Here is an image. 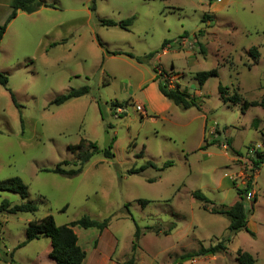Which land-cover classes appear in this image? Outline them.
I'll list each match as a JSON object with an SVG mask.
<instances>
[{"label": "rangeland", "instance_id": "1", "mask_svg": "<svg viewBox=\"0 0 264 264\" xmlns=\"http://www.w3.org/2000/svg\"><path fill=\"white\" fill-rule=\"evenodd\" d=\"M40 1L49 6L17 11L0 40V72L18 104L0 85V181L17 176L28 187L26 198L0 191V201L37 207L32 213L0 212V264H56L48 256L47 237L17 247L27 223L49 214L58 226L82 215L109 218L99 247L97 229L72 228L87 253L83 264H121L132 254L135 264H238L237 249L264 264V163L242 198L254 236L239 230L225 252L189 256L229 235L228 218L208 209L238 199L236 188L243 189L251 176L254 151L264 150V106L241 110L244 100H264V0ZM10 2L0 0V25L11 12ZM130 16L128 30L100 23ZM252 46L260 54L255 63L248 53ZM211 68L217 75L198 86L195 73ZM154 70L168 88L179 84L198 97L200 109L171 101L153 109L160 105L151 86ZM219 83L240 101L224 103ZM85 85L86 94L50 104ZM82 138L78 151L95 142L99 152L80 174L44 170L59 163L74 168L77 150L68 146ZM204 138L219 143L199 149ZM112 139L113 157L105 158L103 149ZM227 139L240 156L226 148ZM147 161L155 166L128 173ZM166 161L172 165L163 167ZM196 190L212 202L207 210L192 196ZM107 253L111 262L104 259Z\"/></svg>", "mask_w": 264, "mask_h": 264}, {"label": "trees", "instance_id": "2", "mask_svg": "<svg viewBox=\"0 0 264 264\" xmlns=\"http://www.w3.org/2000/svg\"><path fill=\"white\" fill-rule=\"evenodd\" d=\"M94 1V0H92ZM42 6H49L47 3L41 2L40 0H11L10 8L11 12L9 13L8 17L6 18L5 22L0 25V40L6 30L7 24L16 16L17 11H22L25 13H33L37 11ZM94 9V6L92 7ZM208 15H204L202 20L205 21ZM134 20V16H130L128 18L122 20H112V19H101L100 23L104 26H118L121 29L128 30V28L132 25ZM200 33V31H198ZM63 42V41H62ZM167 41H163L161 44V50L164 49L165 44ZM53 44H58V42H54ZM99 44L102 46V43L99 41ZM200 51L202 54L205 53V48L202 44H200ZM112 55L116 54H124L128 57L133 58L134 56L127 52H120V51H107ZM250 57L253 59V62H257L259 58V52L255 46L249 48L248 51ZM153 53H148L146 56H152ZM138 62L141 61L140 58L136 57ZM155 71V70H154ZM156 72V71H155ZM217 70L216 68H211L209 70L198 71L194 75V79L196 80L198 86H202L209 77L216 76ZM153 80H157V86L159 92L166 97L169 101H171L174 105L180 106L184 109L190 107H196L200 109V100L198 97L190 95L186 90L180 89L179 84H176L173 88H168L166 81H162L160 77H158V73L156 72ZM8 78L7 76L0 72V85L7 89L10 93L12 102L15 106H18L13 93L7 88ZM89 87L87 85L81 86L79 88H71L66 93L61 94L55 97L50 104L54 105H61L66 101L80 97L88 92ZM227 86L222 85L221 83L218 84V93L220 99L224 102H231L237 103L240 101V98L237 94L226 95ZM115 106H120V103H114ZM263 105L264 100L260 104L255 101H246L244 100L242 103V112L249 106H257ZM21 126L23 127V121L21 120ZM254 127L256 128V124L254 123ZM113 139L108 144L106 148L103 149V156L105 158H112L113 153L111 151ZM85 143V139H80V141L76 144L69 145L68 149L71 152L77 150V161L74 163L75 167L70 169H63L60 167V163L57 164L52 169H44L45 171H50L53 173L60 174L66 177H73L82 172L83 166L85 163L97 152H99V148L95 142H90L85 150L78 151L81 147H83ZM214 143H219L217 139H212L211 141L207 142L204 138L203 144L199 146V149H205L207 146L212 145ZM224 145V144H223ZM226 148H229L234 154L240 156L241 153L231 147V140L227 139L225 142ZM66 162V161H63ZM264 163V150H255L254 155L251 159V176L246 181L245 187L243 189L236 188V193L238 199L235 200L231 205H219V206H212L211 208H207L206 204H212V202L206 197L204 193L199 190L193 191L192 196L203 203V208L208 209V211L212 214H218L226 216L229 220L228 223V231L229 235L218 241L215 244H211L207 247L200 246L196 252L191 253L189 256L196 257L202 256L206 253L217 254L220 252H225L227 250L226 242H229L232 236L239 230H244L251 236H254V232L251 231L247 226V212L244 208V204L242 201L243 194L251 187L252 178L254 179V175L260 165ZM172 165L171 161H166L163 165L170 166ZM154 163L151 161H147L146 163L142 164L139 167H132L128 170L129 174L139 173L145 170L147 167H154ZM0 191H9L14 192L20 195L22 198H26L28 195V187L22 181L21 178L15 176L10 177L0 181ZM255 199V197H254ZM142 205L146 204L147 200L139 199ZM37 207L32 202H24L19 204H11L8 199H2L0 201V212H4L6 214H16L21 212H35ZM109 224V218H104L103 220H96L90 218L87 215H82L80 218L71 221L69 224L64 225H56L54 218L52 215H46L39 220H31L27 223L25 229V239L20 242L17 247H21L26 245L29 241L40 238V237H47L50 239V251L48 256L56 262V264H81L86 256V252L78 245L77 243V236L73 231L74 226H78L80 228L88 229V228H95L98 232L104 230ZM174 227V224L170 225L168 229L164 230L163 233L169 232ZM155 231H160V228L156 229ZM140 228L136 225L134 235L135 237H139ZM136 244L133 243L132 250H134ZM236 260L238 264H254L255 259L254 257L247 251H243L241 249H237L236 251ZM121 264H135L134 255L132 254L127 260L123 261Z\"/></svg>", "mask_w": 264, "mask_h": 264}, {"label": "crops", "instance_id": "3", "mask_svg": "<svg viewBox=\"0 0 264 264\" xmlns=\"http://www.w3.org/2000/svg\"><path fill=\"white\" fill-rule=\"evenodd\" d=\"M153 77H154V76H153ZM153 77H152V85H151V86H152L153 89H154L155 99L160 103V105H153V106H154L153 109H155V110L158 111V110L162 109V107L168 105V104H169V100H168L166 97H164V96L159 92V90H158V86H157V80H153ZM146 92H147V91H146ZM104 232H105V229L102 230L101 232H98V239L96 238V239L94 240V242H96V244H97V247H99V245H100V242H101V240H102V238H103V234H104ZM235 234H236V233H235ZM77 241H78V237H77ZM78 242H79V241H78ZM49 251H50V249H49ZM243 251H246V250H243ZM247 252H249V253L251 254L250 251H247ZM108 253H111V252L109 251ZM108 253L105 255L104 259H107L108 261H110ZM251 255H252V254H251ZM86 257H87V253H86V256H85L83 262L85 261ZM83 262H82V264H83ZM110 262H111V261H110ZM112 264H116V262L112 261Z\"/></svg>", "mask_w": 264, "mask_h": 264}, {"label": "built area", "instance_id": "4", "mask_svg": "<svg viewBox=\"0 0 264 264\" xmlns=\"http://www.w3.org/2000/svg\"><path fill=\"white\" fill-rule=\"evenodd\" d=\"M136 109L140 112V113H144V108H142L140 105L136 106Z\"/></svg>", "mask_w": 264, "mask_h": 264}, {"label": "water", "instance_id": "5", "mask_svg": "<svg viewBox=\"0 0 264 264\" xmlns=\"http://www.w3.org/2000/svg\"><path fill=\"white\" fill-rule=\"evenodd\" d=\"M101 112H102V114H103L104 116L107 115L106 112H105V107H104V106H101Z\"/></svg>", "mask_w": 264, "mask_h": 264}]
</instances>
